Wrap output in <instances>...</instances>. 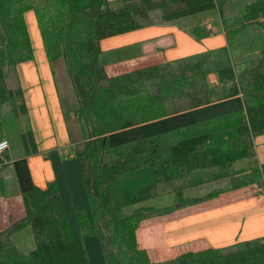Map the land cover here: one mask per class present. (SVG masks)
Listing matches in <instances>:
<instances>
[{
  "label": "trees",
  "instance_id": "16d2710c",
  "mask_svg": "<svg viewBox=\"0 0 264 264\" xmlns=\"http://www.w3.org/2000/svg\"><path fill=\"white\" fill-rule=\"evenodd\" d=\"M229 1L120 0L113 8L107 0H0V109L8 104L16 116L26 113L21 88H8L6 71L33 58L25 20L33 10L48 61L64 62L75 114L87 132L73 149L87 200V208L74 212L80 240L72 236L57 185L49 183L21 195L23 217L0 231V263L89 264L83 243L96 238L103 264H264V237L165 261H152L138 237L147 220L252 185L264 189V164L232 170L253 157V140L264 135V40L259 56L239 71L226 48L115 76H108L100 62L101 40L212 10L223 16ZM263 18L264 0H255L244 7L238 24L264 31ZM210 75L217 77L213 88ZM237 96L241 111L109 148L111 134ZM21 145L26 156L39 153L31 131L21 134ZM226 179L225 188L184 196L186 190ZM168 194L174 195L170 206L124 212ZM26 228L34 247L23 253L10 237Z\"/></svg>",
  "mask_w": 264,
  "mask_h": 264
},
{
  "label": "crops",
  "instance_id": "0c3cea01",
  "mask_svg": "<svg viewBox=\"0 0 264 264\" xmlns=\"http://www.w3.org/2000/svg\"><path fill=\"white\" fill-rule=\"evenodd\" d=\"M107 1L111 3L113 0ZM208 22L206 20L203 22L197 21L193 25L188 26L190 30L204 27L205 32L209 34V38L205 39L206 46H209L207 48L203 46L199 48L196 37H194L195 39L190 36L187 37L186 33L179 30L178 27L167 23L152 25L101 40L99 42L101 51L100 62L106 70L107 67H112L113 60L115 62L119 61L120 64H125L122 62L129 60L135 61V64L137 62L142 64L151 59L163 63L192 53L213 50L220 42L223 43V40L221 37L217 39L211 38L214 35V31L212 29L213 26ZM252 26H256V24H252ZM195 32V36L199 34V31ZM183 46L187 47L190 52L185 53L186 48L182 50ZM124 54L128 56L125 57L126 55ZM21 65V77L25 81L24 84L26 86L27 83L33 85L32 88L27 87L28 92L26 93L30 101V113L33 119L32 133L39 153L37 155L26 156L20 152L13 158H10L8 155L9 151L6 153V159L9 160L8 164L11 166L8 168L4 166L0 167L2 175L0 176V204H4L12 199L21 202V195L23 193L31 191L33 188L45 189L49 183H55L69 220L68 209L70 206L74 210L70 213L71 215L78 209L87 208L81 175L74 158L73 149L77 143L73 142L74 137L69 131L68 118L65 112L63 113L62 111L63 105L60 106L58 104L59 98L54 89L56 83L52 79L54 76L52 77L44 66L41 76L43 78V85L48 91L50 105H52V115L57 128L55 135L49 129V118L39 91V79L35 72L26 74L23 70L24 65ZM144 65L142 64L141 66ZM20 88L23 91L22 85ZM241 110H243V101L240 96L216 101L192 111L183 112L111 134L109 136V145L114 144L118 146V144L138 141ZM26 112L27 116L30 115L27 107ZM67 134L72 142L69 146H66ZM53 136L60 137L62 146L56 148L46 146L47 143L52 142ZM120 140L122 141L120 142ZM68 147L72 148V153H70ZM256 151L255 160L257 161V165H263L264 141L258 142ZM5 170H7V173H5ZM241 190L221 194L217 199L208 202L207 207L192 209L187 214L155 218L143 222L138 231L142 247L148 253L151 252L153 256H155L154 253L156 252L158 257L156 261H162V259H166L168 252H173V248L177 249L175 247H180L184 244L191 245L196 243V248L202 245L206 246V248H225L236 243L263 238L264 191L263 195H244ZM252 193L255 192L252 191ZM209 225L211 226L209 230H201L185 238L169 239V236L175 231H185L192 228L198 229L200 226L206 227ZM182 253L185 252H179L178 255Z\"/></svg>",
  "mask_w": 264,
  "mask_h": 264
},
{
  "label": "rangeland",
  "instance_id": "374dc122",
  "mask_svg": "<svg viewBox=\"0 0 264 264\" xmlns=\"http://www.w3.org/2000/svg\"><path fill=\"white\" fill-rule=\"evenodd\" d=\"M119 1L120 0H117V1L113 0L111 2L112 7L118 8L120 6V3H118ZM254 1L255 0H231L227 2L223 7V16H220L218 11L212 10V11L196 14L190 17L175 20L171 22V24L174 25L175 27H178L179 30L185 32L187 37L189 36L193 38L196 37L197 46L199 48L201 46H203L204 48H207L209 46H206L205 39L209 38L208 36L209 34L205 32L204 27H202L201 29L197 28L196 30H190L188 26L193 25L197 21H202V22L205 20L209 21L208 23L211 24V26H213L212 29L214 31V35L211 36V38L217 39L218 37H221V39L223 40V43L220 42V44L215 46V49L226 48L227 51L229 52L232 63L236 65V69L239 71L244 67L245 62L250 61L252 59H256L259 56V53L263 46L264 31L260 25L252 26V24H247V25L238 24V18L243 13L244 7L246 5L251 4ZM25 20H26V24H27L30 39H31L33 58L31 60H28V61H25L23 63L16 65L11 70H7L6 71V84L8 88L10 89L20 88L22 85L23 102L25 105V109L27 107L30 113L31 112L30 101L28 98V94L26 92H28L27 87L32 88L33 85L31 83H27V86L24 84L25 81L21 77L22 68H20V65L21 64L24 65L23 70L26 72V74H32L33 72L36 73L39 79V84H40L39 91L41 93L43 106L49 118V129L55 135V133L57 132V128H56V124H55V121L52 115V105H50L48 91L46 87L43 85V78L41 76L42 69H44V66H45L48 69L51 76L52 77L54 76V78L52 79H54L56 83V85L54 86V89L56 91L57 97L59 98L58 104H60V106L63 105L62 111L63 113L65 112L68 118L69 131L71 135L74 137L73 142L78 144L86 139L87 132L84 129L83 123L77 118L75 114V109L77 107L75 93L71 86L69 77L66 73L64 62L61 59L54 63H50L48 61L42 41H41L39 27H38L35 13L33 10H30L25 14ZM260 21L264 23V18L261 19ZM195 31H199V34H197L196 36H195V33H196ZM173 43H174V40H173ZM184 49H185L184 51L185 53L190 52L187 47L183 46L182 50ZM196 54H199V53H192L190 55L181 56L175 60L190 57ZM127 56L128 55H126L125 57ZM122 63H125V64H120L119 61L115 62V60H113L112 67L110 66V67H107L106 69L108 76H115V74L118 75L122 72H129V71L131 72L133 70L145 67L147 65L157 64V63H162V62H157L156 60L151 59L148 62L142 63V64H145L144 66H141L142 64H140L139 62L135 64V61L132 62L130 60L123 61ZM216 78L217 77L215 75L209 76L208 83L210 87L213 88L216 82ZM60 106L59 108L61 109ZM26 114L27 112L25 114H22V115L20 114L16 116L11 106L8 104L2 106L0 109V120H1L0 139H5L8 142V150L0 157V161L2 162V164L4 162L3 164L4 167H7V168L10 167L8 164L9 160L6 159V153H8V151H9L8 155L10 156V158H13L20 152L23 153V147L21 145V134L26 133L28 131L33 132L32 114L30 113V115L28 116ZM64 119H65V116H64ZM51 140H52L51 143L46 144L47 147L56 148V147L62 146L61 139L59 136H56V137L53 136V139ZM122 140H120V142ZM259 141H264V135H259L254 138L253 157L249 158L248 160L236 162L235 164H233L232 170L234 171L248 170L250 168L257 166V161L255 160L256 153H257L256 146ZM66 142H67L66 146H69L72 143L68 137V134L66 136ZM118 145H121V144H118ZM113 147H116V146L114 144L109 145V148H113ZM68 148L70 149V153H72L71 152L72 148L71 147H68ZM5 173H7V170H5ZM0 176H2L1 173H0ZM228 185H229L228 179L219 181V182H213L210 184L202 185L198 188L186 190L184 192V196L200 197L214 190L225 188ZM241 191L244 193V195L246 194L263 195L264 189L261 187H257L256 185H252V186L243 188ZM252 191H254L255 193H252ZM173 201H174V195L168 194L165 196L154 198L145 203L127 207L124 209V212L130 213L132 210L139 208V207H155V208L167 207V206L172 205ZM208 202L210 201L200 203L192 207L180 209L176 211L175 213L171 214L170 216H176L178 214L179 215L187 214L192 209L205 208L208 206ZM68 210H69V220L68 221L70 224L72 236L74 237L75 240H80V234H79V231L76 225L74 213L73 215L70 214L74 210L72 209L71 206ZM22 217H23V211H22L21 202H18V201H15V199H12L11 201H7L4 204H0V231L9 229L13 223L17 222ZM210 228L211 226L209 225L206 227L200 226L198 229L192 228V229H187L185 231L178 230V231H175L173 234H171L169 236L170 237L169 239L174 240V239H179V238H185L187 236L194 235L200 232L201 230L206 231V230H209ZM10 240L12 243H14L16 248L20 252H23V253L29 252L34 247L33 240L31 238V233L29 229L27 228L15 233L13 236L10 237ZM83 246L85 248L86 256H87L89 264H103L98 241L96 238H91L85 241L83 243ZM197 247L198 248H196V243L191 244V245L184 244L180 247L179 246L175 247L177 249L173 248V252H168L166 259L164 260L162 259V261L170 259V257L175 258L179 252L197 251V250L199 251L202 249H206V246L204 245L197 246ZM154 254L155 256L151 254L152 255L151 257L153 258V259L151 258L152 261L154 259L155 260L158 259L157 253L155 252Z\"/></svg>",
  "mask_w": 264,
  "mask_h": 264
},
{
  "label": "built area",
  "instance_id": "2783aa9c",
  "mask_svg": "<svg viewBox=\"0 0 264 264\" xmlns=\"http://www.w3.org/2000/svg\"><path fill=\"white\" fill-rule=\"evenodd\" d=\"M8 150V142L5 139L0 140V157ZM11 166V165H9Z\"/></svg>",
  "mask_w": 264,
  "mask_h": 264
},
{
  "label": "water",
  "instance_id": "95a60500",
  "mask_svg": "<svg viewBox=\"0 0 264 264\" xmlns=\"http://www.w3.org/2000/svg\"><path fill=\"white\" fill-rule=\"evenodd\" d=\"M103 142H105V139L103 140Z\"/></svg>",
  "mask_w": 264,
  "mask_h": 264
}]
</instances>
